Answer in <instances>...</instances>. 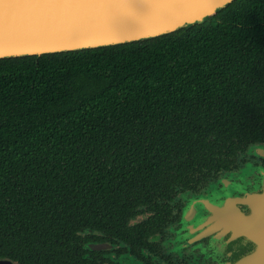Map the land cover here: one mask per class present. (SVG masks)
I'll return each instance as SVG.
<instances>
[{
    "label": "trees",
    "instance_id": "1",
    "mask_svg": "<svg viewBox=\"0 0 264 264\" xmlns=\"http://www.w3.org/2000/svg\"><path fill=\"white\" fill-rule=\"evenodd\" d=\"M264 144V0L158 37L0 59V258L57 264Z\"/></svg>",
    "mask_w": 264,
    "mask_h": 264
},
{
    "label": "flooded vegetation",
    "instance_id": "2",
    "mask_svg": "<svg viewBox=\"0 0 264 264\" xmlns=\"http://www.w3.org/2000/svg\"><path fill=\"white\" fill-rule=\"evenodd\" d=\"M263 193L264 144H255L237 167L179 192L163 217L149 218L154 213L145 209L114 233L110 226L87 228L75 252L60 253L57 264H238L254 251L243 224L250 199Z\"/></svg>",
    "mask_w": 264,
    "mask_h": 264
},
{
    "label": "water",
    "instance_id": "3",
    "mask_svg": "<svg viewBox=\"0 0 264 264\" xmlns=\"http://www.w3.org/2000/svg\"><path fill=\"white\" fill-rule=\"evenodd\" d=\"M234 0H0V59L119 45L214 20ZM244 228L264 264V193ZM0 264H15L0 260Z\"/></svg>",
    "mask_w": 264,
    "mask_h": 264
}]
</instances>
